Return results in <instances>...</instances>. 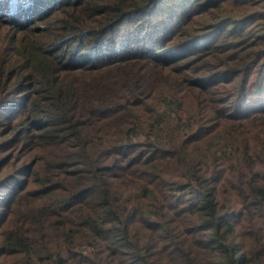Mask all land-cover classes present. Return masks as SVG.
Here are the masks:
<instances>
[{
    "label": "trees",
    "instance_id": "1",
    "mask_svg": "<svg viewBox=\"0 0 264 264\" xmlns=\"http://www.w3.org/2000/svg\"><path fill=\"white\" fill-rule=\"evenodd\" d=\"M162 1L0 0L13 264H264V0Z\"/></svg>",
    "mask_w": 264,
    "mask_h": 264
},
{
    "label": "rangeland",
    "instance_id": "2",
    "mask_svg": "<svg viewBox=\"0 0 264 264\" xmlns=\"http://www.w3.org/2000/svg\"><path fill=\"white\" fill-rule=\"evenodd\" d=\"M169 2H166L164 4V1H162L159 4L158 8H153L151 12H149L148 15H144L142 13L134 14L128 16L125 20H121L118 22V24L114 27V29L109 31V34L107 36L106 42L103 43V47H107V45L112 43V45L118 44L119 42L124 41L125 39L133 40L136 37V33L141 30V27L146 24L147 27L150 29L155 27H162L165 23H169V18L173 15L171 12L167 15L168 7L174 8L175 16L176 18L177 14H181V12H192L193 9L191 8L197 0L190 1V0H168ZM138 3V0H124L123 4H126L127 7H130L131 5H135ZM158 4V3H157ZM110 5V3H109ZM181 11V12H179ZM16 14H20L16 12ZM203 16L195 17L190 22V26L188 25L189 33L198 35L200 30L204 27L206 24V21H204L203 17L206 16L205 14H202ZM124 21V22H123ZM196 33V34H195ZM201 36V35H200ZM117 48V47H116ZM264 74V71H263ZM263 83V89H264V75L263 78L260 80ZM262 97L254 98L252 105L256 106L258 104H264V92L260 95ZM7 120L0 118V124H7ZM5 128H0V135H2L3 131H5ZM23 143V142H22ZM20 147V146H19ZM21 149H26L22 148ZM18 149H15L14 146H9L7 152L4 154H8L9 156L13 155V153L17 152ZM14 159V158H13ZM15 161V159H14ZM12 165V160L9 161L6 170L4 173H8ZM4 171V170H3ZM2 176H0V180H2ZM11 194L5 190H0V201L2 198H7V196H10ZM4 210L0 206V213H2ZM12 225L9 224V218L5 217L0 222V264H13L14 261H16V257L12 252H5L1 249L2 247V241L7 238V236L10 233Z\"/></svg>",
    "mask_w": 264,
    "mask_h": 264
}]
</instances>
